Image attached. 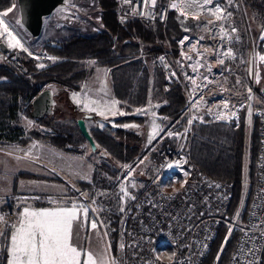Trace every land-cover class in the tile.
I'll use <instances>...</instances> for the list:
<instances>
[{"label":"rangeland","instance_id":"obj_1","mask_svg":"<svg viewBox=\"0 0 264 264\" xmlns=\"http://www.w3.org/2000/svg\"><path fill=\"white\" fill-rule=\"evenodd\" d=\"M188 3L193 5L195 11L188 13L181 10L179 0H169L167 8L169 11H176L183 16L182 23L186 35L178 41V53H174L176 58L173 59L182 75L181 81H206L208 92L211 94L209 98L226 95L232 100V103H234L233 98L235 97L244 100L250 134L253 118L256 116L257 108L261 106L260 95L264 89V60L258 58L264 56L262 52L264 43L261 40L264 23L248 10L243 9L240 14V9L234 0L231 4H229V0H212L211 4H206L205 0H188ZM173 4L177 7L173 8ZM216 7L226 9L222 20H216L211 15ZM9 9L6 10L7 16L3 15L5 11L0 12V20L3 21L0 23V43H5L9 47V53L14 52L17 59L24 52L36 60L38 65L48 59L42 50L45 44H57L73 36L95 33L94 28L97 30L101 28V10L98 7V0H78L77 3L72 4L68 11L71 15L68 22L60 20L67 14L65 11H56L45 21L40 39H33L21 25L17 0H14ZM227 13H231V16H228ZM121 14L123 16L122 8ZM5 24L12 36L19 40L23 49H27V51L9 46L11 38L8 33L3 31ZM244 33L248 35L250 51L249 49L243 50ZM11 42L15 43V40ZM167 48L168 50L169 48L174 49L170 45ZM228 52H231L232 55H226ZM251 54L253 55V70L251 80L247 81L244 72L248 70L250 58L248 55ZM145 62L151 72H154L156 68L160 71L154 59L146 57ZM87 67L91 71V76L82 84L81 91L71 92L54 86L57 105L52 117L77 120L86 113L91 114L95 118L90 121L89 127L101 130L106 128L124 129L132 134L128 143L138 146L142 151L141 157L136 158L137 162L142 157L158 159L157 153L150 152V147L155 141H160L162 133L171 124L168 119L161 117L160 104L157 103L154 95L150 97L145 107L129 113L122 108L112 94L110 72L95 69L92 63H88ZM259 71L262 72L260 76H258ZM75 98H79L80 102L77 103ZM126 116L137 117V119L126 124L119 123L118 120ZM14 124H16L14 125L15 129L21 127L23 129L17 139L27 138V134L31 131L46 132L36 119L26 118L22 114ZM161 143L159 142V144ZM70 149H72L71 152L61 151L36 140L23 146L16 141L0 139V216L6 220V223L0 222V233H2L0 234V255L4 246L7 251L10 235L15 231L14 226L18 225L21 213L25 208L37 211L55 210L68 208L75 204L80 209H87V223L74 222L71 243L78 250L82 249L84 252L91 253L96 258V264H113L115 262L102 227L108 229L103 214L104 210L108 209L113 210L116 214L121 213L132 199L129 192L133 189V184H129L127 187H116V190L112 192L99 191L96 199H91L86 193L80 195L82 191L78 184L90 183L98 165L105 162L113 166V161L108 156L102 157L99 154L100 150L91 151L87 142L77 147L72 146ZM191 164L197 168L192 160L189 165ZM128 166H132V163ZM145 171V168L141 169V172ZM202 176L204 175L202 174ZM245 183L247 184V182ZM214 187L217 186L214 185ZM121 188H124L126 193L122 192ZM47 197H52L58 201V204L47 206L45 202ZM87 201L94 204L93 211L86 204ZM11 206H13V210L9 209ZM95 211L101 216L103 225L97 219ZM221 214L218 210L213 212V216L218 219ZM80 215L81 220H84L82 211ZM92 220L97 221L96 230L90 228ZM218 226L215 227V237L209 251L198 264H201L209 255L217 236ZM234 227H240L237 219ZM86 229L89 230L88 241L86 240ZM7 255L10 260L8 251ZM172 255V252L159 254V263L170 264ZM85 261L86 256L82 255L80 264H85Z\"/></svg>","mask_w":264,"mask_h":264},{"label":"trees","instance_id":"obj_2","mask_svg":"<svg viewBox=\"0 0 264 264\" xmlns=\"http://www.w3.org/2000/svg\"><path fill=\"white\" fill-rule=\"evenodd\" d=\"M77 2L78 0H67V6L61 10L67 14L60 20L69 21L70 6ZM168 2L169 0H157L159 13L168 8ZM234 2L237 3L240 14L243 9L248 10L264 23V0ZM13 3L14 0H0V12L8 10ZM99 5L102 24L100 32L73 36L57 44H45L42 47L43 53L55 60H44V68H40L37 61L24 52L19 55V59L14 52H10L5 61L0 63V139L16 141L23 146L36 140L65 152H71L72 146L86 143L79 131L78 119L45 117L37 120L46 132L31 131L25 139H17L23 129H15L14 122L20 114L32 118L33 99L50 85L71 92L81 91L82 84L91 76L88 63H92L95 69L110 72L112 94L125 111L130 113L145 107L154 95L160 104L161 117L174 121L182 115L186 106L184 84L175 83L169 91H165L162 73L157 68L151 72L145 58L155 59L158 54L168 52L169 45L174 48V53H178V41L186 35L183 16L167 9L165 23L159 20L147 23L138 18H124L121 14V0H99ZM242 46L245 51L249 49L247 33L243 35ZM262 52L264 53V47ZM17 61L21 62V67L17 65ZM244 77L247 81L251 80L249 70L244 72ZM233 102L241 103L244 100L235 97ZM136 119L137 117L126 116L118 121L126 124ZM92 120L87 121V124L97 150H100L103 157L108 156L113 161V166L105 162L98 165L90 183L78 184L82 192L91 199H96L99 191L116 190L115 180L121 167L133 162L142 151L138 146L128 143L132 136L128 131L92 128L89 127ZM260 132L261 122L255 116L249 134L246 106L240 113L238 125L210 122L194 126L191 160L207 179L216 186H222L223 190L213 188L215 192L217 188V194L224 199L222 208L216 206V210L222 213L218 216L217 236L209 255L201 264H228L236 248L241 229L247 223L257 187ZM12 207L9 209L13 210ZM104 211L103 218L108 227L106 232L114 242L113 253L118 258L116 246L120 214L111 209ZM98 217L102 221L101 216ZM236 219L240 224L237 228L234 227ZM125 258L124 254L123 259ZM7 260L4 246L0 264H7Z\"/></svg>","mask_w":264,"mask_h":264},{"label":"built area","instance_id":"obj_3","mask_svg":"<svg viewBox=\"0 0 264 264\" xmlns=\"http://www.w3.org/2000/svg\"><path fill=\"white\" fill-rule=\"evenodd\" d=\"M179 3L184 12L195 11L188 0H179ZM121 8L124 18H138L147 23L158 20L165 23L167 18L166 9L159 13L157 0L155 4L152 0H121ZM99 29L94 28L96 32H100ZM261 40L264 43V32ZM175 58L173 49L169 48L168 52L158 54L154 61L162 72L165 91L175 83L184 84L186 106L182 115L170 121L171 125L162 133L159 141L162 143L155 141L150 147V152L157 153L158 159L142 157L138 162L136 159L131 162L132 166H128L130 163L121 167L115 187L133 184V189L129 192L132 199L118 214V258L113 253L114 242L102 226L115 260L113 264H160L159 254L167 252L173 254L170 264H198L215 237L219 219L213 212L217 205L222 208L224 199L214 191L215 183L189 165L193 130L197 123L238 125L246 103H232L226 95L209 98L211 94L206 81H181ZM17 64L21 66L19 61ZM260 104L256 111L261 122L257 187L247 223L241 229L228 264H264V89ZM142 168L146 171L141 172ZM219 189L223 190L222 186ZM45 202L48 206L58 204L52 197L45 198ZM86 204L93 211L94 204L91 201ZM95 215L99 218L96 211ZM99 222L102 223L100 219Z\"/></svg>","mask_w":264,"mask_h":264},{"label":"snow or ice","instance_id":"obj_4","mask_svg":"<svg viewBox=\"0 0 264 264\" xmlns=\"http://www.w3.org/2000/svg\"><path fill=\"white\" fill-rule=\"evenodd\" d=\"M231 2L232 0H229V4ZM152 3L155 4V0H152ZM205 3L211 4L212 0H205ZM172 7L176 8L177 5L173 4ZM225 12L226 9L216 7L211 15L216 20H222ZM7 14V11L3 13L4 16H7ZM227 15L231 16V13H227ZM0 23H3V21L0 20ZM3 31L8 33L11 38L9 41L10 47L23 49V45L12 36L6 24ZM12 40H15V43H12ZM23 50L27 51V49ZM226 55L231 56L232 54L228 52ZM48 59L55 60L54 57H48ZM260 59L264 60V56H261ZM38 66L40 68L45 67L43 64ZM75 99L77 103L80 102L79 98ZM224 107L227 108V104ZM121 191L126 193L124 188H121ZM81 211L83 212L84 220H81ZM86 218L87 209H80L75 204L68 208H58L55 210L37 211L25 208L21 213L18 225L14 226L15 231L9 238L7 251L11 258L8 260V264H80V257L82 255L86 256L85 264H96V258L91 253L84 252L82 249L78 250L71 243L74 222L87 223ZM0 222L6 223L3 216H0ZM97 227V221L92 220L90 228L96 230ZM230 231L231 229H229Z\"/></svg>","mask_w":264,"mask_h":264},{"label":"water","instance_id":"obj_5","mask_svg":"<svg viewBox=\"0 0 264 264\" xmlns=\"http://www.w3.org/2000/svg\"><path fill=\"white\" fill-rule=\"evenodd\" d=\"M17 4L20 11L21 25L33 39H40L45 21L56 11L63 10L67 6V0H17ZM8 53L9 47L5 43H0V63L5 61ZM248 70L251 77L253 70L252 54L250 55ZM56 105V91L50 85L33 99L31 116L36 120L52 117ZM92 119H94V116L86 113L77 120V125L91 151L96 152L97 145L87 127V121Z\"/></svg>","mask_w":264,"mask_h":264},{"label":"crops","instance_id":"obj_6","mask_svg":"<svg viewBox=\"0 0 264 264\" xmlns=\"http://www.w3.org/2000/svg\"><path fill=\"white\" fill-rule=\"evenodd\" d=\"M95 118V117H94ZM88 237H89V230L86 229V240L88 241ZM85 238V237H84ZM84 263V262H83Z\"/></svg>","mask_w":264,"mask_h":264},{"label":"flooded vegetation","instance_id":"obj_7","mask_svg":"<svg viewBox=\"0 0 264 264\" xmlns=\"http://www.w3.org/2000/svg\"><path fill=\"white\" fill-rule=\"evenodd\" d=\"M99 154H100L102 157L104 156L101 152H99Z\"/></svg>","mask_w":264,"mask_h":264}]
</instances>
